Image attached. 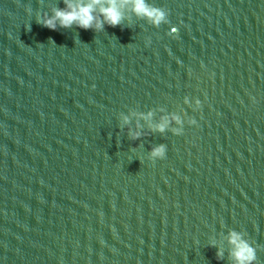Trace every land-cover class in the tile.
<instances>
[{
	"label": "water",
	"instance_id": "1",
	"mask_svg": "<svg viewBox=\"0 0 264 264\" xmlns=\"http://www.w3.org/2000/svg\"><path fill=\"white\" fill-rule=\"evenodd\" d=\"M147 2L52 30L64 0H0V264H233L232 230L264 264V0Z\"/></svg>",
	"mask_w": 264,
	"mask_h": 264
},
{
	"label": "clouds",
	"instance_id": "2",
	"mask_svg": "<svg viewBox=\"0 0 264 264\" xmlns=\"http://www.w3.org/2000/svg\"><path fill=\"white\" fill-rule=\"evenodd\" d=\"M130 4L131 11L137 16L144 17L154 25L166 22L167 13L163 9H157L150 5L147 0H64V7H52L49 13L43 16L37 15V23L55 30L57 26L69 28L76 25L82 29L94 28L100 30L105 24L109 26H117L124 19L123 9ZM175 31V29H173ZM185 103H189L188 98H184ZM199 100L195 101L199 106ZM148 113L144 118H150ZM167 117L163 122L156 126L157 130L163 131L168 123ZM175 121L177 127L173 130L174 134L182 131V117L174 115L171 117ZM127 123L128 118L124 117ZM188 123H195L189 119ZM139 133H134L133 137H137ZM166 147L158 145L149 153V159L163 158L165 156ZM228 242L231 245V257L233 264H254L256 261V249L244 238L242 232L232 230L228 233ZM222 253L218 250L217 256Z\"/></svg>",
	"mask_w": 264,
	"mask_h": 264
}]
</instances>
